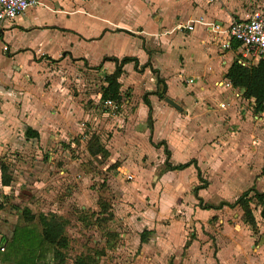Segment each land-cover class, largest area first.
<instances>
[{"label": "crops", "instance_id": "obj_1", "mask_svg": "<svg viewBox=\"0 0 264 264\" xmlns=\"http://www.w3.org/2000/svg\"><path fill=\"white\" fill-rule=\"evenodd\" d=\"M246 16L229 17L220 0H40L13 21L1 23L0 152L6 154L0 157L1 195L9 189L12 194L19 189L28 195L39 192L46 198L56 194L44 209L56 212L65 227L66 219L58 215L65 178L76 175L74 181H79L82 176L74 187L81 196L94 190L84 178L87 168L75 166L70 156L73 143L85 138L88 157L102 159V169L108 170L106 185L112 196L101 203L108 222L115 223L108 229V253H125L132 231L137 232L131 239L139 255L152 253L155 264H264L259 206L249 203L256 231L243 223V235H248L243 248L233 241L239 232L222 230L227 211L238 205L217 207L247 188L264 192V127L258 131L264 112L254 111L253 98H244L224 76L241 57L238 44L231 40L228 48L220 47L229 22ZM187 22L193 24L191 30L180 27ZM104 57L136 59V69L132 61L122 66L117 79L121 101L115 102V111L100 98L103 76L114 70V62ZM156 76L164 83L162 98L155 93L161 91ZM94 77L101 80L96 90L90 83ZM225 81L229 86L217 84ZM180 89L185 91L176 95ZM209 95L220 98L207 100ZM97 100L111 114L100 124H114L105 145L97 137L87 138V133L80 138L82 122L91 118ZM207 101L219 111L207 109ZM250 115L254 122L241 120ZM226 116L231 120L225 122ZM191 160L194 164L180 169L165 166V161L177 165ZM196 168L205 184L194 191L200 184ZM114 169L120 172L114 175ZM14 173L24 178V188L13 181ZM126 174L134 179L126 181ZM2 175L10 178L8 184L1 183ZM231 184L238 186L231 199L215 194L226 192ZM199 200L214 208H200ZM76 205L78 224H91L98 210L103 211L98 205L87 214L92 204H84L80 195ZM231 213L241 216L238 210ZM89 215H95L93 221ZM212 225L216 232L210 234ZM142 231L145 241L140 242Z\"/></svg>", "mask_w": 264, "mask_h": 264}, {"label": "rangeland", "instance_id": "obj_2", "mask_svg": "<svg viewBox=\"0 0 264 264\" xmlns=\"http://www.w3.org/2000/svg\"><path fill=\"white\" fill-rule=\"evenodd\" d=\"M220 1L222 3V6L227 11L229 17L231 18H235L237 16H246L250 14L251 12H253L255 9L264 8V0H220ZM92 79L94 82L90 81V83H93V90H96L100 86V81H101L100 77H94ZM180 90L175 94L179 95L181 92L185 91V89H180ZM133 92L137 94V92H139V89L136 86H133ZM219 98H220V95L216 97L209 95L207 97V100H212V101L214 100L215 102H218ZM212 101H209V102L207 101L205 103L207 109L213 110L212 112L219 111V110H216V111L214 110V108L216 107L215 105H213L214 103ZM91 106H94L93 110L91 111L92 112L91 118L82 122V127H81L82 129L80 130L81 132L80 138L82 135H85V133H87V138L88 136L90 139H92L93 137H97L99 138L101 144L105 145V143H108L107 139H109L110 137V134L114 128V124L113 126H111L112 123H108L109 124L108 126H110L108 127L105 123L100 124V121H103L101 120L102 117L107 118L108 115L110 116L111 114L109 113L108 109L98 100L96 101L95 105L92 104ZM121 112L122 110H119L118 115H120ZM237 113H238V110H237ZM235 118H237V116ZM226 119L227 120H225V122L230 121L231 116H226ZM241 120L246 121V123L248 124L255 121L254 119H252L251 115L250 117L242 116ZM263 127H264V122H263V125H259L258 131L260 132V130H262ZM121 128H117V129H121ZM260 134L262 136V133ZM84 140L85 138H81L79 140H76L73 143L72 148H70V154H71L70 156L72 159H75V164H76L75 166L78 165L80 168H82V165H83L89 171L84 178L88 179L89 181L87 185L93 187L94 189L93 193L92 192L91 194L86 193V194H83L84 196H81V194H79L76 191V189H74V187L75 186H77V188L79 187L77 183L83 180L82 176L80 177L79 181H74V179H76L77 176L74 175V179H73L72 175H70L69 177H66L64 180L65 189L61 193L62 195L58 196L59 201L61 202L63 201L60 214L58 215L66 219V225L64 228H65V234H66L68 243H67L66 248L63 250L65 254L66 264H71L72 260L78 254L95 255L94 258L96 259V264H155L153 262L152 253H150L147 256H144L143 258H142V254L139 255L140 250L138 249V247H136V244L132 242V239H131L134 235H136L137 232H135L134 234L132 233V231H129L130 233L128 235L129 240H127V242L125 243L126 245L125 253H122L121 251L118 252V250L108 253V229H113L115 227L114 226L115 223L113 219L110 222H108V215H107L108 212H106L105 205H103V207H100V204L102 202L107 204L106 199L108 200V198L110 199V196H112V192L108 191V185H106L107 184L106 180L108 179V170L102 169L105 165V162L102 159L97 158V157H91V158L88 157V154L86 153L85 148H84ZM246 140H247L246 141L247 144L245 145V147L248 148L249 140L247 138ZM5 156L6 154L4 153L0 154L1 158ZM122 159L124 160V158ZM118 163L119 161L117 162V164ZM118 167L120 168L119 169L120 171H123L120 163ZM120 171L115 172V169L112 170L114 175H117V172H120ZM73 174H75V172ZM124 174L125 173H123V176ZM16 175L17 174L14 173L13 181H15V183L17 182L21 186L19 188H24L25 187L23 183L24 178L20 176L17 178ZM133 179L134 178L132 179L130 178L126 181H132ZM235 179L236 178L231 177L232 181H234ZM241 180L242 179L237 181L238 185L240 184ZM148 183H151V182H148ZM212 186L216 187L214 182ZM10 190L11 189L7 191L6 197L2 198L4 204H3V208L0 209V245H4L3 251H0V264H15L14 261L16 259V255L12 254L11 257L7 256V259H2L4 257L3 256L4 252L9 250L7 244L9 243V239L13 233V229L15 226L26 225L27 228L29 227L37 231L40 228L39 224H35L33 221H28L22 216L21 214L22 208L29 207L30 209L28 208V210H32L34 214L36 212L37 213L45 212V213L50 214V212L47 211V209H44L46 208V204H47L46 202L50 201V199L54 200L57 197L56 194H51L48 196V198H46V197H43V194L39 192L31 193L28 195L21 189H19L17 194H12L10 193ZM237 190H238V186L236 184H231V186L227 189L226 192H215V194L218 196L221 195L222 197L226 199H231L233 195H236ZM1 192L2 190L0 188V197H1ZM129 193L133 194L130 189H129ZM79 195L81 197V201L84 204L88 205L91 203L92 206L94 205L93 207L92 206L86 207L88 208V210L86 211L87 214L90 213L89 210L97 211L99 207L100 209H103V211L98 210L97 216L89 215L90 221H93L94 216L96 217L94 222H92L91 224H88V223L78 224L74 218V214H75L74 211H76L74 210V208L78 207V205H76V202L78 200ZM40 199H42V202ZM215 200H216V197L212 198V201H215ZM95 203L97 204V207L95 206ZM237 210L240 212V215H241L242 211H241V208L238 206L230 208V210L227 211L226 213L227 224L226 223L224 224L225 228L222 230L226 233L227 232H230V233L239 232L240 235L239 234L234 235L233 241L236 240L237 243L240 244L243 248L248 242V235L247 236L243 235L246 233L245 232L246 227H244L245 225L243 226V222L241 221V218H240L241 216L237 218V217H234L231 213V212H236ZM254 213H257V211H255ZM52 214H56V212H53ZM215 232H216L215 226L212 225L210 234L215 233ZM44 248L45 249L43 251L41 260H39L38 263L36 264H51V250L49 249L48 246H45ZM6 253H9V251ZM242 259H245L246 261L249 260L248 256H245V255H243Z\"/></svg>", "mask_w": 264, "mask_h": 264}, {"label": "trees", "instance_id": "obj_3", "mask_svg": "<svg viewBox=\"0 0 264 264\" xmlns=\"http://www.w3.org/2000/svg\"><path fill=\"white\" fill-rule=\"evenodd\" d=\"M234 42V41H233ZM238 44L237 42H234ZM104 60H111L114 62V70L112 73L105 74L103 80L105 85L101 87L100 98L101 100L111 99L115 102L121 101V95L119 93V83L117 81L120 73L122 72V66L128 61L133 62V66L136 69V59L133 57H122L117 59L115 57H104ZM99 67V66H96ZM225 78L231 83L232 86L240 88L242 91V96L244 98H253L254 100V111L264 112V59H258L254 64L242 65L234 59L229 67L227 68ZM157 85H161V91H156L158 97H163L164 83L156 76ZM144 103L149 107V103L145 97H143ZM97 150L101 151L102 155H105L106 151L102 147L98 146ZM98 152V151H96ZM167 155V150L164 149ZM189 163H193L191 160L189 162L177 165H170L165 161V166L169 169H180L187 166ZM197 178L200 184L194 187V191L202 187L205 182L201 178L199 170L196 168ZM9 177L5 175L1 176V183L8 184L10 181ZM5 195L0 197V209L3 208V200ZM254 202L259 206L260 216L264 217V192H258L253 188H247L242 191L235 200L231 203L220 202L217 207L226 205L229 207L238 205L241 208V221L248 227L249 230L255 231V221L252 215L251 208L249 207L250 202ZM101 205V204H100ZM198 206L200 208H214V206L201 203L198 201ZM103 207V204L101 205ZM22 216L28 220L32 221L34 219V214H31L27 208H22ZM37 224H39V231H35L31 228H27L26 225L15 226L13 233L9 239L8 248L9 253L4 252V256L17 255L15 264H36L43 255L44 247L48 246L51 250V264H66L64 249L67 246V237L64 234V221L55 214L43 215L38 213L35 216ZM140 242L145 241V233L142 231L139 234ZM71 264H96V259L93 255H77L72 260Z\"/></svg>", "mask_w": 264, "mask_h": 264}, {"label": "built area", "instance_id": "obj_4", "mask_svg": "<svg viewBox=\"0 0 264 264\" xmlns=\"http://www.w3.org/2000/svg\"><path fill=\"white\" fill-rule=\"evenodd\" d=\"M40 4V0H0V24L3 22H11L15 18L21 16L29 7ZM192 23L187 22L180 24L181 28L192 29ZM226 40L222 41L220 47L228 48L230 41L238 43L240 48V59L237 62L244 65L248 60L264 59V9H257L248 16L241 19H234L229 22L225 30ZM247 59V60H246ZM217 84L225 87L229 86V82H218ZM105 106L110 107L112 111L118 108L115 101L105 99ZM223 102L219 103V107H223ZM126 179H130L129 174L125 175ZM0 249H3L0 246Z\"/></svg>", "mask_w": 264, "mask_h": 264}, {"label": "water", "instance_id": "obj_5", "mask_svg": "<svg viewBox=\"0 0 264 264\" xmlns=\"http://www.w3.org/2000/svg\"><path fill=\"white\" fill-rule=\"evenodd\" d=\"M164 100H165L168 104L172 105L173 107L178 108V106H177L172 100H170L169 98L166 97Z\"/></svg>", "mask_w": 264, "mask_h": 264}]
</instances>
